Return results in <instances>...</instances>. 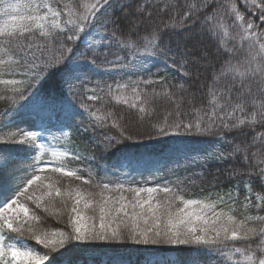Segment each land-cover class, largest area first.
<instances>
[{"label":"snow or ice","instance_id":"obj_1","mask_svg":"<svg viewBox=\"0 0 264 264\" xmlns=\"http://www.w3.org/2000/svg\"><path fill=\"white\" fill-rule=\"evenodd\" d=\"M238 3L176 0L169 4V12L175 7L180 19L178 25L166 23L163 29L186 34L183 46L172 49L161 46L162 30L148 12L151 5L141 7L138 0H74L67 12L42 0H0V77H10L0 79V84L12 86L0 93V102L15 105L23 100L21 107L39 106L47 114L29 129L12 130L13 126L0 124V144L18 145L27 155L21 166L0 148V264H94L73 260L69 254L101 244L187 248L207 256L208 264H264V215L246 212L238 218L231 207L243 193L246 208L264 213V145L258 147L254 139L257 129L264 128V0H251V5L244 0L243 11ZM229 29L232 36L226 41ZM159 57L171 60L178 72L183 69L182 78H144L116 87L120 93L116 100L131 108L143 105L141 114L149 104L155 105L154 112L165 111L163 119L149 121L147 133L134 135L126 123L109 125L107 117L113 114L98 116L99 110L93 111L87 103L98 100V93L104 91L99 82L93 83L95 72L142 74L149 71L148 61ZM50 82L56 94L41 95L40 89ZM196 82L199 86L193 90ZM129 87L130 97L125 94ZM108 91L111 95V85ZM77 117L79 124L74 125ZM52 128L67 138L64 151L52 152L56 163L40 156L45 147L40 137L47 132L56 138ZM73 133L88 135L106 153L121 152L129 166L143 157L123 151L126 142L139 144L143 135L149 140L166 139V161L155 162L158 166L148 169L150 173L214 162L222 167L214 174L212 187H230L218 191L215 199L211 195L204 200L185 199L167 182L162 188L125 187L124 182L104 177L95 184L99 189L95 192L53 191L40 173L50 170L81 179L78 171L66 170L61 158L95 159L76 151ZM197 143L208 146L198 148ZM257 157L259 162H254ZM160 192L162 198L156 195ZM54 196L66 208L71 203L70 228L41 232L38 224L30 222L40 217H30L21 198L40 209L45 197L50 202ZM193 206L199 210H191ZM25 238L34 244L27 246Z\"/></svg>","mask_w":264,"mask_h":264},{"label":"trees","instance_id":"obj_2","mask_svg":"<svg viewBox=\"0 0 264 264\" xmlns=\"http://www.w3.org/2000/svg\"><path fill=\"white\" fill-rule=\"evenodd\" d=\"M53 9L57 10L58 6L63 8L67 12L74 3V0H47ZM83 2V0H82ZM87 2L95 3V0H87ZM128 2V0H124ZM141 7L146 5H151L148 8V12L154 17V20L159 24L161 28L162 41L161 46H167L172 49H176L178 45L183 46L185 43V33L180 30L170 31L164 30V24H177L180 19L179 14L175 7L169 12V4H175L176 0H138ZM181 4H184V0H179ZM235 0H225V3L231 4ZM244 0H239L237 7L243 4ZM248 4L251 5V0H248ZM67 5V7H64ZM243 11L242 8H240ZM232 32L229 29V35L224 37V39L230 40ZM242 43L237 40V44ZM214 50V49H213ZM113 57L109 55V59ZM110 67V66H105ZM149 71L142 74L129 73L126 70L124 72H105L97 71L93 76V83L99 82L104 88L103 92H99V99L96 101H87L91 106L93 111H97L98 116H107V113L111 112L113 115L107 117V123L111 125L114 121L116 123H126L128 125L129 131L134 135L136 133H147L149 131V121L155 122L157 118L163 119L165 111L160 109L154 112L155 105L149 104L146 107V112L141 114L139 108L143 105L137 104V107L131 108L116 100V96L120 95L116 91L117 84H130L132 81L139 79H153L158 80L162 77H167L172 79L176 77L177 80L182 78L183 69L178 72L176 68L171 65V60H165L163 57H159L155 60H149L147 65ZM175 82V81H174ZM189 84H193L192 80H189ZM111 85L112 93L109 94L108 86ZM199 86V82H196L195 87ZM5 87L0 85V93L3 92ZM159 91V89H157ZM41 95H55V84L50 82L45 85L44 88L40 89ZM130 97L131 87L125 93ZM75 99V98H74ZM24 101H18L17 104H5L0 102V124L11 125L12 130L15 128L29 129L34 125L38 124L41 117H45L46 112L42 111L39 106H25L21 107ZM80 117H77L73 121L74 125L79 124ZM5 130H8L5 128ZM33 130H39V128H33ZM50 131L55 135V139L48 135L47 132L40 137V140L44 142V149L42 150L40 156L42 160L51 161L56 163V159L52 156L53 151H64L67 145V138L62 136L56 128L50 129ZM67 131V130H66ZM115 131V129H113ZM264 133V128L257 129L255 135V143L259 147L264 145V137L260 135ZM74 144L77 146L76 151H78L82 156H94L95 159L89 160H76L73 159L71 155L61 158V161L66 170L68 171H78L81 179L72 178L75 184L71 185L72 189H85L88 191H98L95 184L101 181V178L107 177L112 181L124 182L125 187H156L161 188L167 186L170 188L178 189V195H183L185 199H199L204 200L209 195L212 199L216 198V193L218 191H226L230 185H225L223 189L213 188L212 185L216 183L213 176L218 172V169L222 166L217 165L214 162H209L203 166L197 165L195 167L176 168L174 171L169 172L167 168L164 171L158 173H150L148 169L158 166L155 162L164 163L168 156V141L166 139H152L149 140L147 135H143L138 139L141 140L139 144H133L132 142H126L128 147L123 151L128 153L137 152H147L149 158L145 161L139 160L138 163L129 166L128 164H123L120 159L122 158L121 152L112 151L111 153H106L102 148L96 147L90 140L88 135L73 133L72 136ZM195 143V142H193ZM212 143H215L213 140ZM207 144L197 143L196 147L202 148L207 147ZM5 152L11 153L14 164H20L23 166V162L27 159L26 153H24L20 146L15 144H0ZM227 145H223L222 150H226ZM260 158L254 162H259ZM33 162L35 160L33 159ZM179 162L181 164L185 161L180 158ZM113 165H116L114 168ZM169 168H174V165L169 163ZM135 169V170H133ZM193 172H202V177H194ZM31 173H29L30 175ZM222 178V172L220 173ZM85 180H90V185L85 184ZM147 181V183H144ZM232 183H235L233 181ZM125 195L131 197L132 193H125ZM146 195V194H145ZM158 198L164 196L163 192L156 194ZM155 202V201H154ZM247 201L244 200V194L241 193L239 197V203L231 205L235 209V214L238 218H242L247 212L249 215H264V213L256 212L254 210H249L246 208ZM180 207V204H178ZM82 208L83 205L81 204ZM71 203H69L66 208L62 203L61 199L57 200L54 204L48 203L44 208L35 209V215L40 217L39 221L32 220L31 223L38 224L41 232H55V231H67L70 228L68 224V216L70 213ZM34 214V213H33ZM90 214V213H89ZM257 226V225H252ZM29 243L34 244L31 238H25ZM42 248V246L40 247ZM43 251V249H41ZM73 260H83L92 262L94 264H208V257L203 255H197L193 251L187 248H171V247H157V246H136L132 244H113V245H98L93 249L82 250L80 248L73 249L69 254Z\"/></svg>","mask_w":264,"mask_h":264},{"label":"rangeland","instance_id":"obj_3","mask_svg":"<svg viewBox=\"0 0 264 264\" xmlns=\"http://www.w3.org/2000/svg\"><path fill=\"white\" fill-rule=\"evenodd\" d=\"M42 2L49 4V2L47 0H42ZM9 78L10 77H7V76L0 77V79H9ZM17 79H19V77H17ZM0 85H2L5 88H11L12 87L11 85H3V84H0ZM137 153H139V154H136L137 156H142L143 157L142 159H140L142 161H145L146 159H148L150 157L147 152H137ZM133 154H135V153H133ZM40 175L47 177L44 180V183L45 184H51L53 186V191L55 190V188H60L63 191L65 189H67V188H71L72 184H75V181L72 178L65 177V176H63L60 173H53L50 170H45V172L40 173ZM33 191H35L36 194L39 195V190L38 189H33ZM49 199L50 198L45 197V201L42 202V207L41 208H44L48 203H51V202L54 204L57 200H59L61 198L54 196L53 198H51L50 202H49ZM21 203L25 204V206H27L29 208V216L30 217L33 215V213L35 214V209L36 208L30 201H27V200H25V198L22 197L21 198ZM180 207H182V205H180ZM191 210L198 211L199 209H197V208H195V206H193V209H191ZM7 242L8 243H14V244L17 243L16 240H9ZM25 244L27 246H31L32 245V243H29L26 240H25ZM37 247L40 248L41 246H37ZM40 249H42V248H40Z\"/></svg>","mask_w":264,"mask_h":264}]
</instances>
